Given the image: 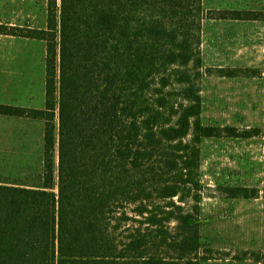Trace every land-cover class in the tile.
Here are the masks:
<instances>
[{"label": "trees", "instance_id": "obj_1", "mask_svg": "<svg viewBox=\"0 0 264 264\" xmlns=\"http://www.w3.org/2000/svg\"><path fill=\"white\" fill-rule=\"evenodd\" d=\"M262 16L203 0H48L45 28L0 23L46 45L44 108L0 103V115L44 122L41 184H0V264L215 260L203 143L261 129L205 121L203 21ZM236 181L218 184L231 204L259 194Z\"/></svg>", "mask_w": 264, "mask_h": 264}, {"label": "rangeland", "instance_id": "obj_2", "mask_svg": "<svg viewBox=\"0 0 264 264\" xmlns=\"http://www.w3.org/2000/svg\"><path fill=\"white\" fill-rule=\"evenodd\" d=\"M47 1L0 0V23L45 28ZM253 2L203 0L206 10H249ZM203 28L205 121L261 129L250 139L203 143L204 232L218 248L217 258L205 264H264L253 254L264 252V35L256 20L206 19ZM45 56L44 41L0 34V103L44 108ZM219 69L236 70L237 75L227 76ZM41 129L36 123L9 118L10 178L27 159L34 164L38 155L40 159L36 134ZM231 174L237 183L259 188V194L231 204L218 189ZM34 178L37 181V174ZM244 251L247 259L233 261L234 254Z\"/></svg>", "mask_w": 264, "mask_h": 264}, {"label": "crops", "instance_id": "obj_3", "mask_svg": "<svg viewBox=\"0 0 264 264\" xmlns=\"http://www.w3.org/2000/svg\"><path fill=\"white\" fill-rule=\"evenodd\" d=\"M255 2L251 3V5L248 6L249 10H256L258 12H261L263 16L256 21L260 24L261 32L264 35V0H254ZM246 8V7H243ZM238 10V9H237ZM239 22V21H237ZM203 33L205 35V31L203 28ZM203 35V36H204ZM205 37V36H204ZM1 102V101H0ZM7 117V118H4ZM9 118H14L12 116L7 115H0V184H11V185H22V186H31L34 187V185H40V181H36V179L33 177L35 176L34 172L41 171V165H42V153H43V136H44V122L37 121L36 119H26V118H20L21 121H24L26 124L32 125L34 123L38 124L39 127H42L40 131L37 132L36 138H37V146L39 151L41 152V156L39 159V155L37 158V163L34 164V162L27 159L25 156L23 159H27V161L20 167V171L17 169L16 171L13 170L12 178H10V162L8 157V144H9ZM18 118V117H17ZM6 119V120H5ZM5 122V123H4ZM3 145L5 147H3ZM42 150V151H41ZM39 152V153H40ZM39 159V161H38ZM35 167H34V165ZM38 165V171L35 170L36 166ZM19 174V175H15ZM29 177V178H28ZM28 178V179H26ZM24 180H27V182H24ZM33 182V183H32ZM38 182V184H37ZM31 183V185H30Z\"/></svg>", "mask_w": 264, "mask_h": 264}]
</instances>
